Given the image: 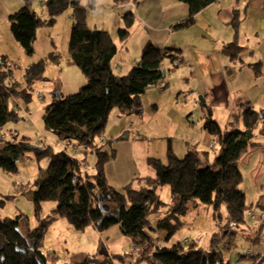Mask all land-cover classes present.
<instances>
[{"label":"trees","instance_id":"16d2710c","mask_svg":"<svg viewBox=\"0 0 264 264\" xmlns=\"http://www.w3.org/2000/svg\"><path fill=\"white\" fill-rule=\"evenodd\" d=\"M126 1L113 2L114 6H120ZM173 1L189 7L187 19L174 27L176 31L191 29L196 24L197 16L218 2ZM95 7L96 3L91 0L89 8ZM69 8L73 9L69 56L82 71L87 85L77 94L67 97L61 95L55 99L44 109L43 121L47 131L57 137V145L61 144L69 150H90L95 153V174L89 175L84 163L73 159L67 152L57 150L46 141L37 143L30 138L20 139L12 131L7 134V125L18 121L22 112L18 107L15 109L17 99L22 97L26 104L32 102L33 86L44 78L46 66L43 61L30 65L24 74L25 85L21 87L19 83H11L14 77L13 66L8 57L0 55V145H3L0 150V170L15 175L19 172L20 159L34 157L39 163L47 160L49 164L45 178L36 181L33 200L38 214L42 212L44 204H56L52 216L42 220L38 228L30 230L26 235L20 232L24 216L0 219V236L4 240V245L0 247V264H55L57 257L44 253L43 248L50 226L59 219L66 220L78 232L90 226H95L100 232L119 228L134 247L142 250L138 259L140 262L147 259L152 264H231L215 248L218 233L213 236L209 251L199 248L198 242L178 243L171 248H162L149 233H166L167 239H172L184 226L182 218L193 206L199 204L212 208L214 217L225 206L231 221L238 224L246 222L251 208L247 206L245 194L240 187L244 179L239 166L250 149L259 146L254 142L258 130L264 136V115L249 106L244 114L243 131H223L214 120L211 106L200 103L203 127L219 144L215 162L202 167L203 157L198 152L190 151L184 158H180L170 147L166 162L149 160L155 177L135 179L122 191H117L110 185L106 175V166L116 157V153L114 150L109 152L102 143L110 116L115 110L124 117L140 114L146 91L150 87L166 84L164 65L167 62L176 67L184 64L183 51L151 44L129 73L118 76L113 71L112 63L120 48L111 34L90 29L88 8L83 6L82 0H49L46 3V18L32 10L31 0H26L25 7L10 16L12 34L26 56L32 57L35 54L34 43L38 30L55 26ZM237 19L234 21L235 28L239 25ZM124 23L118 36L121 49L129 42L135 15L127 14ZM238 37L235 33V39ZM243 51L238 40L223 48V53L233 63L240 61V53ZM51 59L58 61L59 57L51 54ZM261 66L262 63H258L249 67L261 76ZM125 140L126 135L117 140H109L107 145L112 146L115 142ZM165 186L170 187L177 206L172 213L152 226L150 218L161 213L166 206L158 194V189ZM112 203L116 205L114 212ZM105 204L110 206L108 213L102 208ZM125 257L119 256L121 259ZM252 260L256 261V257ZM96 263L98 258L91 257L83 264Z\"/></svg>","mask_w":264,"mask_h":264},{"label":"rangeland","instance_id":"374dc122","mask_svg":"<svg viewBox=\"0 0 264 264\" xmlns=\"http://www.w3.org/2000/svg\"><path fill=\"white\" fill-rule=\"evenodd\" d=\"M48 1L31 0L32 10L35 12H41L44 17L47 16V10L42 8L41 5L45 4L46 6ZM89 1L90 0H83V6L88 8L91 17V24H94L90 26V29L97 31L98 26H96L94 22V15H96L98 9H96L95 12H92L89 8ZM243 2L248 4V9L247 7L240 6L241 34L237 39H235L234 36L230 41L234 42L235 40H238L239 44L244 48V51L240 53V60H244V62L232 65L230 59L225 56L224 59L230 70L229 74H227L229 86L227 94L224 95L219 88L216 89L211 86L213 85V82L211 79H208V77H204V70L198 68L199 63L197 61L198 57L201 55L204 57L202 51L215 52L217 50L216 44L220 42H215L210 39L205 47H201V45H194L195 43H191L193 42V38H189L187 39V45H185L184 48L181 47L184 49L183 55L185 59V63L181 68L175 70L173 65L168 63L170 70L172 73L175 72V74L170 76L169 73H167L165 80L168 82V86H159L158 89L159 91L165 92L167 95L166 97H168V95L172 94L170 92L171 89L173 90V87L176 88V91L172 95V101L169 103L172 109L165 108L160 113L159 117L153 122V126L160 125L161 127L166 128V136L171 138L175 150H178V152H182V150L179 149L182 148L179 140L183 138L182 135H184L186 131L182 120H180L174 113L175 108H178L179 110L182 108L187 112V124L196 123L199 124V127L201 128L203 111L200 103H203L205 100L206 104H213L214 120L223 131H243L245 128L244 114L249 106L256 112L264 115V0H261L259 5L254 4L252 0H243ZM98 5L102 8V11H105L107 8L108 10L112 9L104 4ZM100 13V16H97L98 20L101 21L102 18H104L109 22V31H111L112 34L109 32L106 33H109L114 37L115 42L121 50L122 45L118 37L120 29L117 27H113L112 29L113 20L107 17L105 12ZM114 13L124 16L128 14V11L124 12L119 9ZM41 14L39 13V15ZM72 15L73 9L69 8L63 16H60L61 18L57 20L55 26L39 30L34 43L35 54L32 57L26 56L19 43L16 42L19 49L16 50L13 49L11 45H8L7 40H1L2 45L0 46L2 47H0V50L5 51L10 55L8 59L10 65L13 66L14 69L12 84L19 83L21 87L25 85L24 74L27 65H25L23 61L24 59H27L29 62H31V59H35L38 62L43 61L46 66L44 78L37 81L33 86L31 92L33 95L32 102L26 104L21 99L22 97L17 99L18 103L15 105V109L19 104L22 107V112L19 114L20 119L18 121L10 122L7 125V134L11 131L17 132L20 135V139L30 138L37 143L46 141L42 136L44 134L50 139V141H46V143H59L57 137L45 128L43 121L44 109L58 98L59 95H57L56 92L59 88H61V95L67 97L77 94L84 86H86L83 85L81 78L78 76V73H81V76L83 75L80 68L76 66V68L69 69L67 66L68 61L71 60L69 58V46L73 27ZM7 28L10 30V22L8 20L2 21L0 19V33L2 35L5 34ZM140 32L141 30H138L137 35L140 34ZM179 33L180 31L177 30L176 34ZM12 37L14 38L13 35ZM51 54L59 57L58 61L52 60ZM211 59L212 61L209 62V68L211 70H217L220 68V65L224 66L219 61H216L215 57H211ZM258 63H262V76L260 77L249 67L250 64L256 65ZM191 64H195L197 68L192 70ZM82 79L85 80V78ZM203 80H206L208 89L211 92V94L205 98L203 97L204 95L194 93V88L200 87L203 84ZM166 97L165 99H168L169 101V98ZM221 102L226 103L224 104ZM127 119L128 117L125 118V120ZM119 128V122H113L111 119L106 132L104 133L105 137L110 140H116V138H118L117 130ZM154 141L156 142L146 141L141 142L143 144L138 142L134 143H138L136 144V149H141L143 151L146 150L145 145H156L154 143H159L161 141L169 144V139H157ZM254 142L264 143V136L259 130ZM109 150L110 148H108V151ZM200 150L202 149H199V151ZM217 150L218 148L216 147V149L213 150V153H211L212 151H209L211 153V164H213L217 158V155L215 156ZM186 154L180 155L179 157L184 158ZM251 157L252 156H250L247 161L251 160ZM78 158L85 160L89 175H94V166L96 163L95 153L90 150L82 151L78 153V155H75V159L78 160ZM204 159L206 160L203 162L202 167L208 164L207 158ZM139 161L140 160L138 159V162ZM48 164L49 162L47 160L39 163L34 157H30L18 161V174L14 175L0 170V219H16L19 216H24L20 225V232L23 235H26L30 230L38 228L41 224V213H37L33 194L36 191V181L45 178ZM254 172L255 171H251V169H245L244 173L246 179L243 185H241V189L246 194L247 205L250 206L254 203L251 209L255 216L254 220L247 218L245 223L238 224L231 221L229 212L225 206H222L217 217H214L212 208L204 204H199L197 207L191 208L188 214L183 217L182 222L184 226L172 239L166 240V233L156 234L150 232L151 238L162 248H171L178 243L186 244V241L190 240L191 242H198L199 248L209 251L212 247L213 236L218 233L219 236L215 248L223 254L226 262H230L231 264H256V261L258 260V264H264V190L259 189L258 184L260 180L264 178V168L261 171ZM158 194L166 206L161 213L153 215L150 218L153 224L152 226H155L158 221L167 217L177 206V200H174L169 186L160 187L158 189ZM112 205L114 212L116 205L115 203H112ZM55 207V203L44 204V217L48 218L49 216H52V211ZM96 229L98 237L99 235L100 237L99 239L97 238L94 240L91 235L92 230L90 227L85 231L78 232L72 230L70 226L65 228L62 224L54 223L53 226H50L46 235L45 246L43 248L44 253L57 257L54 262L55 264H70V262L73 261L72 256L83 251L84 246L86 245L89 246V249H95L99 252L98 256L100 263L98 264H111V261L103 252V247H105V244L109 245L111 243L112 236L108 233H115L117 228L113 227L111 228L113 229L112 232H109L111 230H105L102 233H100L98 228ZM112 241H115V239ZM3 245L4 240L0 236V247ZM116 245L126 252L124 253L122 251V253H115L116 255L128 254L132 248L130 240L123 235H121L120 240L116 241ZM141 253L142 250L140 249V252L131 256L129 261L135 263L141 256ZM253 257H256V261L252 260ZM114 264L125 263L124 260L116 257ZM142 264L152 263L150 261H144Z\"/></svg>","mask_w":264,"mask_h":264},{"label":"crops","instance_id":"0c3cea01","mask_svg":"<svg viewBox=\"0 0 264 264\" xmlns=\"http://www.w3.org/2000/svg\"><path fill=\"white\" fill-rule=\"evenodd\" d=\"M93 1L96 3V7L90 10L92 12H95V10L98 9L96 15H94V22L96 26H98L97 31L109 32L112 34V32L109 31V27H110L109 22L106 21L104 18H102L101 21L98 20L97 16H100L101 14L100 12H105L106 16L113 20L112 29L113 27L114 28L117 27L119 29L123 28L124 27L123 25H125L124 18L127 15L126 14L123 16L114 12L121 9L124 12L128 11V14L131 13L135 15V23L131 29V36L129 38V42L125 48H122L119 51L117 57L113 60L112 63V68L116 75L125 76L127 73H129L130 70L140 62L142 55L151 44H154L160 48L171 47L182 50L184 46L187 45V39L189 38H193L192 40L193 42L191 43H195L194 45H201V47H205L206 43L209 42L210 39H212L215 42H220L216 44L217 50L215 52L202 51L204 57H202V55L198 57L197 60L199 63L198 68L204 70L203 74L205 78L208 77V79H211V81L213 82V85H211L212 87L216 89L219 88L221 93L224 95L228 93L229 86L227 81V77H228L227 74H229L230 70L227 66V62L224 59L226 55L223 53V48L227 43L231 42L230 40L234 38L235 33H237V35L240 36L241 34L240 6L245 8L247 7L248 9V4L246 2H243V0H218V2L212 4L197 16L196 24L191 29L186 31H180L179 34H176L177 31L174 30V27L177 24L184 21L185 19H187L189 15V7L185 4L173 0H127L124 4L120 6H114V2H113L114 0H93ZM252 2L256 5H259L261 0H252ZM25 4H26V0H0V19L2 21L8 20L10 22V16L19 12L22 8L25 7ZM82 4H83V0H82ZM98 4L107 5L112 9L108 10L107 8L105 11H102V8H100ZM41 7L46 9L45 5H41ZM250 11L252 12L251 9ZM37 13L41 14V12L39 11ZM40 16L42 18L47 17V16L44 17L42 14ZM236 17L238 18L237 20L239 21V25H237L238 28H235V23H234ZM87 21L89 27L91 25H94L93 23L91 24V17L89 15V12H87ZM104 25H108V26H104ZM7 30L6 32L4 30L5 32L4 35L0 33V45H2L1 40L5 39L7 40L8 45H11L13 49L19 50L16 45L18 42L16 40L14 41V38L12 37L13 34L11 35L12 31L10 33L11 23H10V30L8 28ZM138 30H141V32L140 34L137 35ZM182 51L184 53V49ZM1 54L2 56H6L8 58L10 57L8 53L0 50V55ZM211 57H215L216 61H219L224 66L220 65V68H218L217 70L214 71L211 70L209 68V62L212 61ZM23 61L25 65H27V68L30 65H32L31 63L34 64L38 62L35 59H31V62L27 61V59H24ZM240 62L243 63L244 60L242 61L240 60L236 63L230 61L232 65L238 64ZM67 66L69 69L76 68V65L71 60L68 61ZM173 68L177 70L178 68L180 69L181 66L176 67L173 65ZM196 68L197 66L195 64H191L192 70H195ZM164 69L166 73L165 79L167 73H169L170 76L172 74H175V72L172 73V71L170 70L168 62L164 65ZM78 76L79 78H81L83 85H87L86 79L85 80L82 79L85 78L84 75L81 76V73H78ZM165 82L166 85L168 86V82L166 80ZM202 83L203 84L200 87L194 88L195 89L194 93H198L204 96H209L211 92L208 89L206 80H203ZM60 91L61 88H59L56 92L57 95H59L58 97L61 96ZM175 91L176 88L173 87V90L171 89L170 91L172 94L166 97L167 95L165 94V92L159 91L158 87H150L142 98V104H143L142 112L140 114H134L128 117L127 120H125V118L127 117L122 116L118 110L112 112L110 116V121L112 119L113 122H119L120 125V128L117 130L118 138H116V140L120 139L124 135H126L127 137V140L115 142L112 146L107 145L110 139L105 137V135L103 137V141H106L105 145L107 150L108 148H110L109 152L114 150L116 153V157L112 159L106 166V175L110 185L117 191H122L123 188H125L135 179L154 177V170L149 166V160L158 159L164 162L165 160H167L168 149L170 147L174 150V152L178 157L183 154L185 155L190 151H196L199 154L201 153L203 155L202 156L203 162L206 160L204 158H207L208 165H211L212 163L210 154L213 153V150H215L216 147L218 148V150L215 156L218 155L219 153L218 141L214 139L213 136L210 135L208 131L204 129L203 122H201L202 124L201 128L199 127V124L196 123L187 124V112H185L184 109L182 108L180 110L178 108L174 109L175 115H177L178 118L182 120V123L184 124V128L186 131V133L182 135L183 138L179 140L180 141L179 143L182 145V148L179 149H181L182 152H178V150H175V146L172 143L171 138L166 136L167 135L166 128H163L160 125L153 126V122L159 117L160 113L165 108H169L170 110L172 109L169 103L172 101V95L174 94ZM165 97L169 98V101L168 99H165ZM221 103L225 104L226 102H221ZM212 105L210 106L213 110ZM15 134L18 133L15 132ZM8 136H10V134ZM42 136L46 141H50V139H48L44 134ZM157 139H165V140L169 139V144L168 143L166 144L165 142L161 141L159 143H154L156 145H145L146 147L145 151L141 149H136V144L138 143L146 142V141L156 142L154 140ZM134 142H138V143L135 144ZM258 144H259L258 147L250 149V151L240 161L239 167L243 175L244 181L246 179L244 173L245 169H251V171L256 172V171H261L264 168V143L259 142ZM2 147L3 145H0V149ZM199 149L202 150L199 151ZM209 151L212 152L210 153ZM250 156H252L251 160L247 161V159H249ZM138 159L140 160L139 162ZM78 160L82 164L84 163L85 170L88 172L86 168L85 160L84 159L82 160L80 158H78ZM258 184H259V189L264 190V178L260 180ZM252 205H254V203H252L250 206L248 205L247 206L252 209ZM197 206L198 205L193 207H197ZM44 215L45 212L42 206V212L40 215L42 220L45 218ZM248 217L251 218L252 220L255 219V216L253 215L251 210L248 213ZM54 223L62 224V226H64L65 228H67V226L71 227V225L64 219H59ZM54 223L51 226H53ZM90 228L92 230L91 235L94 238V240H96L97 238L99 239L100 235L98 237L96 227L90 226ZM72 230L74 229L72 228ZM109 230H111L109 232H112L113 229H109ZM108 234L112 236L111 243L109 245L105 244V247H103L104 249L103 252L107 256V258L111 261V264H114L116 257L119 258V256H125V255H126L125 259L120 258L121 260H124L125 264H142L144 263V261H148L147 259L141 262L137 259L135 263L129 261V258L131 256L136 255L137 253L140 252V248L134 247L133 245H131L132 248L128 254L116 255L115 253H122V251L126 253L124 250L120 249L116 245V241L121 239L122 234L119 228H117V231L115 233L113 232ZM113 239H115V241H112ZM188 242L191 241L187 240L186 243ZM88 247L89 246L85 245L83 251L74 254L72 256L73 261H71L70 264H83L91 257H97L98 263H100L98 256L99 252H97V250L95 249H91V248L89 249ZM136 248L138 249V251L135 250Z\"/></svg>","mask_w":264,"mask_h":264},{"label":"built area","instance_id":"2783aa9c","mask_svg":"<svg viewBox=\"0 0 264 264\" xmlns=\"http://www.w3.org/2000/svg\"><path fill=\"white\" fill-rule=\"evenodd\" d=\"M46 1H48V0H46ZM43 5H45V4H43ZM161 86H165V84H163V85H161ZM15 105H16V103H15ZM17 107L19 108V109H21L18 105H17ZM102 143L105 145L106 144V141H103L102 140ZM52 146H54L57 150H60V151H63V152H67L68 153V155L70 156V157H72V158H74L75 159V155L76 154H78V150H76V149H66L64 146H62V145H57V144H55V143H50ZM136 251H138V249L136 248L135 249Z\"/></svg>","mask_w":264,"mask_h":264},{"label":"water","instance_id":"95a60500","mask_svg":"<svg viewBox=\"0 0 264 264\" xmlns=\"http://www.w3.org/2000/svg\"><path fill=\"white\" fill-rule=\"evenodd\" d=\"M59 98V97H58ZM203 103H205V100L203 101ZM103 209H104V211L106 212V213H108V212H110V206H108V205H103V207H102Z\"/></svg>","mask_w":264,"mask_h":264},{"label":"clouds","instance_id":"9594fccd","mask_svg":"<svg viewBox=\"0 0 264 264\" xmlns=\"http://www.w3.org/2000/svg\"><path fill=\"white\" fill-rule=\"evenodd\" d=\"M166 85V84H165ZM80 152V151H79ZM74 159V158H73ZM77 160V159H76Z\"/></svg>","mask_w":264,"mask_h":264}]
</instances>
